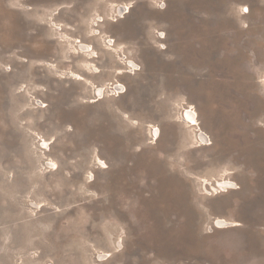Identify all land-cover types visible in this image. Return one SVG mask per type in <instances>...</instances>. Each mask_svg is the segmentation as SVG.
<instances>
[{
  "label": "rangeland",
  "instance_id": "1",
  "mask_svg": "<svg viewBox=\"0 0 264 264\" xmlns=\"http://www.w3.org/2000/svg\"><path fill=\"white\" fill-rule=\"evenodd\" d=\"M18 260L264 264V0H0V262Z\"/></svg>",
  "mask_w": 264,
  "mask_h": 264
},
{
  "label": "bare ground",
  "instance_id": "2",
  "mask_svg": "<svg viewBox=\"0 0 264 264\" xmlns=\"http://www.w3.org/2000/svg\"><path fill=\"white\" fill-rule=\"evenodd\" d=\"M166 1V0H165ZM163 2H164V0H163ZM118 7H119V9L120 8H122V10H118L117 11V16L119 17V15L121 16V14L123 13V11L124 10H127L128 9V12L127 13H129L130 12V10H131V8L133 7V6H131L130 4H128L126 7L124 6V4H120V5H118ZM125 16H123L122 18H124ZM114 21V20H113ZM126 21L124 20V23H125ZM106 25V24H105ZM135 25V24H134ZM136 26V25H135ZM138 26V25H137ZM135 28V27H134ZM105 29H107L106 27H105ZM137 30H139L138 28H137ZM97 32V31H96ZM108 41V42H107ZM106 42L107 43H105L107 46H110V42H111V40H107ZM90 48H92V50H90ZM78 49V51L81 53V54H85V55H93L95 52L93 51L94 50V48H93V46H90V44L87 46L86 44H80L79 45V48H77ZM91 57H93V56H91ZM92 59V58H91ZM127 60V62H126V67H127V69H129V72H132V71H136L137 69H136V66L135 65H133L132 63H131V61H132V58L130 57V55H127V58L125 59V61ZM90 61H92V60H90ZM89 61V62H90ZM141 71V70H140ZM130 74V73H129ZM142 74V73H141ZM125 76V75H124ZM132 76V75H131ZM130 76V77H131ZM120 77L121 78H123V76H118L117 77V80L116 81H113L112 83H109V84H107V85H104V87H105V93L107 94L108 93V96L109 97H107V95H105V99L107 100V101H111V98H112V95L113 94H118V95H120L121 93H122V91L124 90V87L122 86V83L121 82H119L120 80ZM132 78L133 79H135L134 78V76H132ZM138 80V79H137ZM131 82V81H130ZM133 83H134V80H133ZM138 87V86H137ZM99 88H100V90L102 91V87L101 86H99ZM98 88V89H99ZM139 88V87H138ZM134 90V89H133ZM136 90V89H135ZM140 89H138V91H139ZM139 93V92H138ZM94 95L96 96V97H98V93H96V91H95V93H94ZM118 98V97H117ZM96 100V99H95ZM118 100V99H117ZM130 100V99H129ZM97 101V100H96ZM114 101H115V99H114ZM132 101V100H131ZM37 104V103H36ZM38 104H41L40 102L38 103ZM45 104V103H44ZM128 104V103H127ZM181 106V105H180ZM38 107H41V106H39V105H37V106H35V107H33V108H38ZM185 110H181L182 112H181V122L183 123V124H185V125H187V126H189V127H193V128H196L197 127V130L196 131H194L195 133H194V139H195V141H196V143H197V145H202V146H205V144H206V142H207V140H209L210 141V137H209V135L206 133V132H204L203 130H200L201 129V127L199 126L200 125V121H199V115H198V112H197V109L194 107V108H192V107H188L187 105H183L182 106ZM42 108V107H41ZM32 109V108H31ZM119 109H120V107H119ZM124 113H126V112H124ZM183 113H184V117H183ZM151 125H153V126H151V129H152V127H155L154 126V124H151ZM157 127L154 129V130H156V131H154L151 135V139L152 140H156L155 139V137H156V135H157ZM207 143H209V142H207ZM44 146V145H43ZM45 147V146H44ZM42 149V148H41ZM43 155H44V157L43 158H45L46 159V161L50 158V157H48V156H46V153H45V150H44V153H43ZM50 160L53 162L52 163V165L49 163V162H46V164H47V166H50L49 168H48V170H52L54 167L53 166H55V169L56 170H58L59 169V167H58V164H57V162L56 161H54L53 159H51L50 158ZM101 163V162H100ZM99 162H98V164H97V166H99L100 168H103V167H101V164H100ZM46 166V165H45ZM106 167H108V166H106ZM47 168V167H46ZM201 177V176H200ZM231 184H233V185H231ZM237 183H235V182H231V181H228V180H224V182H222V181H219V182H217V184L215 185V187L213 186L212 187V189H216V188H220L221 187V185H224V186H229V187H236L237 185H236ZM199 189V188H198ZM42 204L40 203L39 204V206H41ZM38 206V205H37ZM35 209V208H34ZM214 223H215V225L217 224V226L219 227V226H222V228H225V227H227V228H229V227H231V225H233V222L230 220H224V219H216L215 221H214ZM221 228V227H220ZM5 235V234H4ZM5 236H7V235H5ZM4 236V237H5ZM10 237V236H9ZM9 239V238H8ZM11 239V238H10ZM118 239V241H120V240H123L122 238H117ZM6 240V239H5ZM12 241H15V243L16 242H18L17 240H16V238H14V237H12ZM7 242H9V240L7 241ZM4 244V243H3ZM10 244H12V243H10ZM119 244V243H118ZM13 245H14V243H13ZM119 246V245H118ZM16 252V251H15ZM97 252H99V251H97ZM18 253V252H17ZM22 253V256H20V258H22L23 257V255H26V252H24V251H22L21 252ZM98 257L99 258H104V257H108L107 256V254H101L100 253V255L98 254ZM56 260V259H55ZM100 260H102V259H100ZM65 262V261H64ZM0 264H1V262H0ZM16 264H23V262H21V260L19 261L18 260V262H16Z\"/></svg>",
  "mask_w": 264,
  "mask_h": 264
},
{
  "label": "flooded vegetation",
  "instance_id": "3",
  "mask_svg": "<svg viewBox=\"0 0 264 264\" xmlns=\"http://www.w3.org/2000/svg\"><path fill=\"white\" fill-rule=\"evenodd\" d=\"M222 182H224V180H221ZM229 181V180H228Z\"/></svg>",
  "mask_w": 264,
  "mask_h": 264
},
{
  "label": "snow or ice",
  "instance_id": "4",
  "mask_svg": "<svg viewBox=\"0 0 264 264\" xmlns=\"http://www.w3.org/2000/svg\"><path fill=\"white\" fill-rule=\"evenodd\" d=\"M245 11H247V9H245Z\"/></svg>",
  "mask_w": 264,
  "mask_h": 264
}]
</instances>
